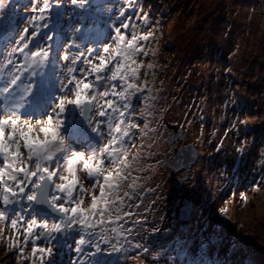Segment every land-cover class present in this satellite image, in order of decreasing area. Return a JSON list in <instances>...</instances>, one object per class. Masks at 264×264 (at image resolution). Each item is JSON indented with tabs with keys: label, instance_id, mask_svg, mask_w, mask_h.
Masks as SVG:
<instances>
[{
	"label": "snow or ice",
	"instance_id": "snow-or-ice-1",
	"mask_svg": "<svg viewBox=\"0 0 264 264\" xmlns=\"http://www.w3.org/2000/svg\"><path fill=\"white\" fill-rule=\"evenodd\" d=\"M101 11L109 13L107 20ZM111 11L93 0H0V242L17 264H126L140 259L141 249L150 251L132 236L147 218L132 219L135 213L127 209L138 192L155 193L149 184L136 183L151 177L134 175L153 167L145 162L154 156L150 117L159 102L149 80L156 77L149 59L156 51L148 46L155 33L148 14L136 13L141 29L131 17L124 19L125 7L115 17ZM230 104L237 115L225 137L234 130L238 141L231 162L218 158L223 139L207 158L186 146L179 160L156 161L170 171L184 170L171 195L185 215L207 203L194 200L203 168L226 170L231 163L226 188L246 177L242 166L255 138H239L256 129L240 119L248 111L242 97L226 96L223 109ZM198 107L203 111V104ZM261 157L254 192L264 187V151ZM198 159L203 167L189 179ZM125 187L129 191L121 194ZM241 198L247 202L244 193ZM227 211L220 207L207 219L205 239L210 247L242 248L245 242L230 232ZM66 252L74 256L66 260Z\"/></svg>",
	"mask_w": 264,
	"mask_h": 264
},
{
	"label": "rangeland",
	"instance_id": "rangeland-1",
	"mask_svg": "<svg viewBox=\"0 0 264 264\" xmlns=\"http://www.w3.org/2000/svg\"><path fill=\"white\" fill-rule=\"evenodd\" d=\"M23 2H26V0H23ZM141 4L145 6H139L136 3L135 7L137 8H135V11L130 15H126L124 19L127 20L131 17L132 21L137 23L142 29L143 25L139 21H135L137 18L136 13H140L141 15L148 14L151 29L155 33V38L148 45L149 48L154 46L155 43L160 42V40L161 42L165 40V36H162V31L159 34V39H157L158 27L160 26L169 29L168 34H170V31L176 33L183 26L181 32H195V30L190 29L199 27L200 23L197 22V19L200 18L198 20L204 23L201 27H211L212 33L208 39L210 41L208 43L209 46L206 47V42L203 43L202 50H199L200 58L195 64L196 68L199 69L195 70L196 74L200 73V71L201 73L191 79V82L189 81L190 78L184 80L180 73L176 76L173 75V61H170V59L175 56L172 55V52H168L167 48H164L162 51L164 54H162V57L157 56L158 52L155 50L157 48L154 49L156 56L149 57V59L154 60L156 63V77L154 82H152L151 76L149 77L150 84L154 90L153 94L159 95V102L155 105L154 116L151 117L150 124V127L156 130L153 136V147H156L161 142L165 145L167 136L165 132L159 129V125L164 121L162 117L168 116L167 114L172 107L178 108L182 104V100L184 101L185 97L180 93V86L187 87L191 84L189 93L186 96L188 102L183 103V107L186 110L181 112L182 116L186 117L193 111L196 113L195 122L189 128L192 135L189 136L190 140L188 144L191 142L197 144L199 143L198 140H204V142L208 140L206 135L201 131V124L198 123V120H200L207 123L215 122L214 124L218 123L221 125L220 130L222 131L220 137L224 141L227 152H234V147L238 146L234 130L229 132L228 136L225 137V132H228L232 120H235L237 115L231 111V104L229 105V110H223V113H226L225 118H221L222 112L216 108L214 103L207 102L206 98H214V96L215 98H219V102L215 103L218 106L226 96L232 97L235 94L237 97H242L248 104V111L244 115L249 113L250 110L256 113L257 121L255 122V119L251 120V125L248 122L249 127L255 128L256 131L254 133L250 132L246 137L241 136L239 138L240 140L249 141L255 138L254 144L249 145L250 153H246V162L244 164L247 165L249 173L254 176V178H249L251 181L247 192L244 193L247 196V202L241 198V194L236 189H233V185L229 189L233 190L234 195L229 198L226 197L229 194L226 188L227 177L219 182L223 191H217L218 195L215 196L214 200L213 198L211 199L209 206L201 203L203 208H200L199 211L200 213L206 212L204 215L208 219L215 215L220 207L227 206V222L232 235L239 236L245 242L244 247L255 251L258 250L259 252L262 247L257 242L262 241L264 243V187L259 192L253 191L252 184L254 181L260 180L261 172L260 169L253 171L252 168H255V165L261 168V153L264 151V135H262V131L264 130L261 128V123L264 124V0H144ZM99 5L107 6V8L111 9V14L114 17L118 13L116 5L109 3H101ZM20 11L23 12L22 9ZM149 13L155 14L160 19H165L167 13L170 17V22L169 24L168 21L163 22L157 26L154 23L156 19H152ZM108 14L103 11L98 13V15L102 16L101 20H107ZM204 15H207L212 25L208 24V19L205 21ZM108 23H111V21L109 20ZM207 29L208 27L197 33L202 34ZM221 36H224L226 40H221ZM171 41L176 42L173 38ZM176 47L180 46L176 43ZM195 49L199 48L195 47ZM205 58L210 60V62L207 63L208 60ZM241 61H246L244 64L241 63V66H243L247 75H244L242 70H239ZM228 69H231V71L229 72ZM203 73L207 74L208 78L214 83L211 85L208 95L203 92ZM195 82L199 83V86ZM193 102H196L198 105ZM202 104L207 109V113L204 116L198 107ZM141 107H143V104H138L137 110L139 111ZM201 116L204 117L203 120L200 119ZM250 117L248 116L247 119H250ZM240 119L244 120V116L241 115ZM167 122L165 121L164 125ZM164 125L163 129L165 130ZM166 127L167 129L170 128L167 131L168 134L178 131L172 123L167 124ZM179 127L181 128V124H179ZM208 130V133H211L215 128L209 127ZM210 144L211 142L209 143L208 153L211 154L212 152L214 154L215 149L211 150ZM198 147L197 151L201 154V147L199 145ZM211 147L214 146L212 145ZM182 149L185 148L182 147ZM163 158L164 154L157 160L162 161ZM157 160L153 162L155 166L149 169L150 172L148 174L141 173V177H151L150 180L142 178V182L149 184L151 189L157 190L153 196L156 199L155 204H153V201H149L145 205L140 202L139 197L143 203L146 201V199L141 197L147 193L148 190H146L138 192L136 197L129 202L130 207L127 209L135 213L132 219L147 218L148 223L140 229L139 235L133 232L132 236L139 243H143L146 247H151L153 253L147 254L141 249L140 259L128 260L126 264H184L186 262L185 257L191 251L190 248L193 247V254L196 255L204 252L208 243L204 241L206 239L203 232V229L207 227L206 219L199 223L197 228L192 227L185 234H182L179 229L182 225L176 222L174 216L179 201L172 197L170 191L166 194L165 185L162 181L164 176H170L174 170L170 171L167 165L159 167L156 164ZM194 167L190 169L192 173H194ZM242 172L246 173V170H242ZM203 173V170L199 171V177ZM178 174H180L179 171ZM192 177L189 179H192ZM178 180L179 178H176L174 174L170 176L169 181L173 189ZM131 181L133 182L129 178L128 182L132 183ZM123 191L129 190L125 187L121 190V194H123ZM196 197L197 199H202L200 193ZM164 200L171 204L167 206ZM138 204L140 205L139 208H137ZM198 206L200 207V203ZM191 224L192 221L188 222L185 226L188 227ZM153 228L157 231H153ZM164 231L167 238L162 240L159 235H163ZM5 235H11L10 231L6 230ZM192 235H197V237L191 240L190 236ZM140 236L144 238L140 239ZM196 239L198 242H195ZM132 255H135V251H133ZM72 256H74V253L68 254L66 252L64 259L70 260ZM259 263L264 264V257L259 260ZM0 264H17L16 256L7 249L5 242H0Z\"/></svg>",
	"mask_w": 264,
	"mask_h": 264
},
{
	"label": "trees",
	"instance_id": "trees-1",
	"mask_svg": "<svg viewBox=\"0 0 264 264\" xmlns=\"http://www.w3.org/2000/svg\"><path fill=\"white\" fill-rule=\"evenodd\" d=\"M142 1H144V0H135L134 4H129V3H126L125 0H105V1H103V0H101V1L100 0H93L94 3H99V4H101V3H109V4H112V5H116L117 11H118L119 8L125 7L126 9H128L127 15H130L133 12L132 11L133 7L137 8V7H135L136 3L139 6L140 5H144V4H141ZM147 9H149V8H147ZM146 12L148 13L147 10H146ZM116 15H118V13ZM99 16L102 19V16L101 15H99ZM150 16H151L152 19H156V20H154V23H156L157 26L160 23H163V22H167L168 21V24L170 22V17H169V15L167 13H166L167 17L165 19L163 18L164 20L160 19V18H157V16L155 14H150ZM204 16H205V21H206L208 19V17H207V15H204ZM198 19H200V18H198ZM198 19H197V22L200 23L199 27H195L193 29H190V30H195V32H192V31L191 32H181V29L184 27L183 26L182 28L178 29L176 33H173L172 31H170V34H168L169 33V29H166V28L161 27V26L158 27V37H157V39H159V34H160L161 31H162V36L163 37L165 36V40L163 42H161V40H160V42L157 44V45H160V48H159L160 57H162V54H163L162 51L164 50V48H167V51L168 52H172V55L175 56V57L171 58L170 61H174L175 63L181 62L184 66H187L188 65L187 63H192L197 57L200 58V56H199L200 52L196 51L195 53H191V49L192 48L195 49V46L201 47L203 45V43L206 42L207 37L212 35V33H211V27L207 26L208 29L206 30V32H204L202 34H198L197 32H199L200 30H202L204 28H207V27H201L204 23H202ZM135 21L136 22L138 21L137 18H136ZM208 21H209V19H208ZM93 22H95V21H93ZM208 24L212 25V23H210V22H208ZM101 27H103L102 23H101ZM172 38L175 39L176 42H172L171 41ZM176 43L180 47H176ZM185 45H186V47H185ZM163 59H165V58H163ZM163 59H161V61H163ZM203 82H204V80H203ZM146 161L149 163L148 160H146ZM151 166L154 167L155 164L153 163ZM153 167H151V168H153ZM149 172H150V170L148 172H146L145 174H148ZM130 180H131V177H130ZM196 199H197V197H196ZM139 200H140V202L143 205H145V203H147L149 201H156L155 198H151V199H147L143 203V201H142V199L140 197H139ZM201 203H203V202H201ZM201 203H200V207L196 206L194 208L193 215H192V218H193L192 224L190 226H188V227L183 228L184 230L182 232L189 231L190 228H192V227L194 228L197 224L201 223L203 220H205V219L207 220V217H205V215H204V213H206V212L200 213V211H199L200 208H203ZM203 204H207L209 206L210 202L207 201V203H203ZM231 204H233V203H231ZM197 209H198V211H197ZM233 237H235V235ZM204 241L207 242L206 240H204ZM257 243L262 247L261 251H259V252H258V250L255 251V250L249 249L247 247L237 248V247H232L230 245L229 246H226V245L219 246V245H217L215 247H210L208 243H207V245L205 247L206 248L205 251L207 252V254H210V255L211 254L215 255L217 253H221L223 258H225L226 255H227L228 256V261L233 262V263H236V262L238 263L239 260H240L239 263H243V264H263V263H259V260L262 257H264V243L262 241H258ZM240 257H243V260H241Z\"/></svg>",
	"mask_w": 264,
	"mask_h": 264
},
{
	"label": "bare ground",
	"instance_id": "bare-ground-1",
	"mask_svg": "<svg viewBox=\"0 0 264 264\" xmlns=\"http://www.w3.org/2000/svg\"><path fill=\"white\" fill-rule=\"evenodd\" d=\"M240 1V0H239ZM243 25H244V22H243ZM244 27V26H243ZM226 40V39H225ZM196 48H197V46H195ZM196 52V49H194V48H192L191 49V53H195ZM198 57L194 60V63H197L198 62ZM246 61H241L240 62V66H239V70H242V72H243V74L244 75H247V72L245 71V69L243 68V66H241V63H245ZM182 66H184L183 64H182ZM183 70H182V78H184V77H186L187 76V70L185 69V66H184V68H182ZM249 77V76H248ZM196 83V82H195ZM210 86H211V84H210ZM209 89H210V87H209ZM189 93V90L188 89H186L185 90V94H188ZM207 93V92H206ZM205 93V94H206ZM214 98H215V96H214ZM186 102H188V101H186ZM194 104H196V102H193ZM215 106H216V108H217V104H214ZM186 110V108H184L183 107V105L177 110V112H183V111H185ZM153 114H154V112H153ZM152 114V115H153ZM181 116H182V114H181ZM221 118H223V115H222V117ZM150 119H151V117H150ZM253 119H255V122L257 121L256 120V115L255 114H252L251 115V117H250V119H249V123L251 124V120H253ZM215 122H212V123H210V127H213V128H215V130H218V128H219V124L217 123V124H214ZM261 125H264L263 123H261ZM159 127H160V125H159ZM221 135V134H220ZM207 141H205V143H204V140H203V143H202V146H203V149L201 150V157L202 158H207L208 156H209V149H208V146H209V143L211 142V144H215V145H217V144H219L220 142H221V137L220 136H217V137H214V138H211L210 136H207ZM210 144V145H211ZM166 145H163L162 144V142L160 143V144H158L156 147H153L152 148V152L154 153V156L152 157V158H150V159H148V161H149V163L146 161L145 163H146V165H152L153 164V162L155 161V160H157L161 155H163L164 153H165V151H166ZM223 148H225V145H224V141H223ZM199 165H201L202 166V163H201V160H199ZM245 169V165H243L242 166V170H244ZM231 173V171H229V172H227V173H223L222 171H220V170H218V169H215V170H213L212 172H208L207 174H206V176H207V178H209V179H211V185L212 184H214V182H215V178L217 177V176H221V175H223V174H230ZM163 174H164V171H163ZM134 175H139V176H141V173H135ZM248 175L249 176H252V174H250V173H248ZM176 176V178H177V175H175ZM169 178L170 177H163V184L165 185V189H166V194H168L169 193V191L171 192L172 191V187H171V185H170V181H169ZM251 178H254V176H252ZM136 183L138 184V185H144L145 184V182H142V179H140V180H138V181H136ZM205 191H206V193H207V196L206 197H204L203 196V193H202V196L204 197V199H206L207 201H209L212 197H213V195H214V192H213V189L212 188H209V189H204ZM156 192H157V190H155V193L154 194H156ZM154 194L151 192V191H147V193L144 195V196H141V197H143L144 199H151V198H153L152 196H154ZM165 194V193H164ZM164 202L166 203V205L168 206L169 204H171L170 202L169 203H167L166 202V200H164ZM249 216V215H248ZM197 237V235H192V236H190V238H191V240H194L195 238ZM195 242H198V240L196 239V241ZM142 245H144L143 243H141ZM144 247H146L145 245H144ZM146 248H148V249H150V251L147 253V254H150V253H153V250H152V248L151 247H146ZM226 258L228 259V256L226 255ZM239 262H240V260H239ZM192 264H196L195 263V261H194V259H193V262H192Z\"/></svg>",
	"mask_w": 264,
	"mask_h": 264
},
{
	"label": "water",
	"instance_id": "water-1",
	"mask_svg": "<svg viewBox=\"0 0 264 264\" xmlns=\"http://www.w3.org/2000/svg\"><path fill=\"white\" fill-rule=\"evenodd\" d=\"M168 143L172 145V149H173L174 143H175L174 139L169 140ZM171 153H172V151H171ZM175 159H177V158H175ZM175 212H176L177 219L183 223H185L187 221V219L189 218V216L191 215V214L190 215L184 214V209L181 206V204L175 209Z\"/></svg>",
	"mask_w": 264,
	"mask_h": 264
}]
</instances>
